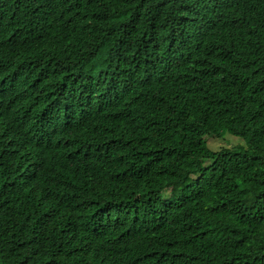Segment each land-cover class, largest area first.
<instances>
[{"label": "trees", "instance_id": "obj_1", "mask_svg": "<svg viewBox=\"0 0 264 264\" xmlns=\"http://www.w3.org/2000/svg\"><path fill=\"white\" fill-rule=\"evenodd\" d=\"M31 2L51 60L0 113V264H264V0L0 20ZM224 133L242 144L211 151Z\"/></svg>", "mask_w": 264, "mask_h": 264}, {"label": "clouds", "instance_id": "obj_2", "mask_svg": "<svg viewBox=\"0 0 264 264\" xmlns=\"http://www.w3.org/2000/svg\"><path fill=\"white\" fill-rule=\"evenodd\" d=\"M51 2L57 3L59 15L83 9L90 3L89 0H51ZM49 6L50 3L47 2L46 16L31 2L30 13L9 20H0V43L8 51L7 56L0 62V113L9 106L23 105L24 100H35L19 95L18 90L26 89V82L31 73L39 68H46L44 62L51 60L37 54L35 39L29 31V28L49 20L48 16L51 14ZM63 30L75 43L74 37L78 33L75 28L65 27ZM97 47L101 48L99 45ZM106 54L109 59V52L106 51ZM8 74L12 77L9 78ZM19 202L29 203V198L20 196L13 201V204Z\"/></svg>", "mask_w": 264, "mask_h": 264}, {"label": "rangeland", "instance_id": "obj_3", "mask_svg": "<svg viewBox=\"0 0 264 264\" xmlns=\"http://www.w3.org/2000/svg\"><path fill=\"white\" fill-rule=\"evenodd\" d=\"M206 143L208 148L213 151H219L223 148L238 147L242 144L241 140L229 133H224L220 136H207Z\"/></svg>", "mask_w": 264, "mask_h": 264}]
</instances>
